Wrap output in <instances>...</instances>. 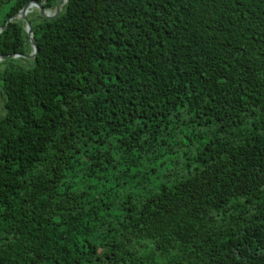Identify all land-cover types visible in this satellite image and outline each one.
I'll return each mask as SVG.
<instances>
[{
  "label": "trees",
  "instance_id": "obj_1",
  "mask_svg": "<svg viewBox=\"0 0 264 264\" xmlns=\"http://www.w3.org/2000/svg\"><path fill=\"white\" fill-rule=\"evenodd\" d=\"M28 18L36 58L0 61V264H264V0Z\"/></svg>",
  "mask_w": 264,
  "mask_h": 264
},
{
  "label": "water",
  "instance_id": "obj_2",
  "mask_svg": "<svg viewBox=\"0 0 264 264\" xmlns=\"http://www.w3.org/2000/svg\"><path fill=\"white\" fill-rule=\"evenodd\" d=\"M47 0H29L28 2L25 3V5L21 8V10L17 13H15L14 15H12L6 22V24L4 26H0V34L1 32L6 29L9 24L12 21L15 20H24L25 21V29L29 34V38L30 41L32 43L33 46V50L31 53L29 54H25V53H13V54H9V55H5V54H1L0 55V61L5 60L7 58H19V57H23V58H29V59H34L37 56V53L39 51L38 46L36 45L35 41H34V37H33V31H32V26L31 23L29 21L28 18V7L29 5L32 3L35 5V7H37V9L40 12V15L45 17V18H55L59 15V13L61 12L63 6L68 2V0H59L58 4L56 5V7L53 9V12H51L50 9L45 8V2ZM50 11V12H49Z\"/></svg>",
  "mask_w": 264,
  "mask_h": 264
},
{
  "label": "bare ground",
  "instance_id": "obj_3",
  "mask_svg": "<svg viewBox=\"0 0 264 264\" xmlns=\"http://www.w3.org/2000/svg\"><path fill=\"white\" fill-rule=\"evenodd\" d=\"M35 7V5L34 4H30L29 5V7H28V11H27V13L29 14L32 10H33V8ZM50 12V11H49Z\"/></svg>",
  "mask_w": 264,
  "mask_h": 264
},
{
  "label": "rangeland",
  "instance_id": "obj_4",
  "mask_svg": "<svg viewBox=\"0 0 264 264\" xmlns=\"http://www.w3.org/2000/svg\"><path fill=\"white\" fill-rule=\"evenodd\" d=\"M37 10V7H34L33 10L28 14V16H30L33 12H35ZM51 12H53V9H50Z\"/></svg>",
  "mask_w": 264,
  "mask_h": 264
}]
</instances>
